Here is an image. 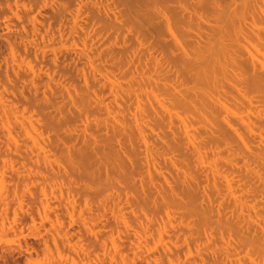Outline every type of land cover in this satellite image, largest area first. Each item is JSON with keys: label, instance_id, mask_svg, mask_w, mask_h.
I'll list each match as a JSON object with an SVG mask.
<instances>
[{"label": "bare ground", "instance_id": "6f19581e", "mask_svg": "<svg viewBox=\"0 0 264 264\" xmlns=\"http://www.w3.org/2000/svg\"><path fill=\"white\" fill-rule=\"evenodd\" d=\"M0 264H264V0H0Z\"/></svg>", "mask_w": 264, "mask_h": 264}]
</instances>
